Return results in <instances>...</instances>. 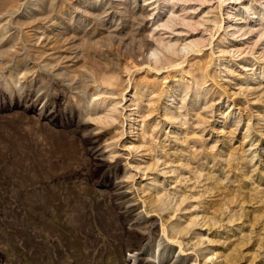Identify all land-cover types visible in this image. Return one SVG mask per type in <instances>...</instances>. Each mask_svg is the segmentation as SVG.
Masks as SVG:
<instances>
[{
    "label": "rangeland",
    "instance_id": "rangeland-1",
    "mask_svg": "<svg viewBox=\"0 0 264 264\" xmlns=\"http://www.w3.org/2000/svg\"><path fill=\"white\" fill-rule=\"evenodd\" d=\"M0 264H264V0H0Z\"/></svg>",
    "mask_w": 264,
    "mask_h": 264
},
{
    "label": "bare ground",
    "instance_id": "bare-ground-1",
    "mask_svg": "<svg viewBox=\"0 0 264 264\" xmlns=\"http://www.w3.org/2000/svg\"><path fill=\"white\" fill-rule=\"evenodd\" d=\"M246 7V6H245ZM247 10H251V9H249L248 7L246 8ZM252 13H255V12H252ZM254 16H253V14H252V16H251V18H253ZM233 25H229V27H232ZM245 26V25H244ZM247 26V25H246ZM251 26V25H250ZM233 29H236V32L237 31H239V32H241V31H244V32H250L251 31V28L248 26V27H243L242 25H234V27H233ZM170 51H172V50H170ZM175 51V50H174ZM158 53V52H157ZM157 55V54H156ZM156 58V57H155Z\"/></svg>",
    "mask_w": 264,
    "mask_h": 264
}]
</instances>
